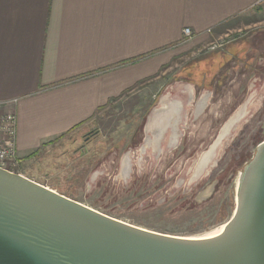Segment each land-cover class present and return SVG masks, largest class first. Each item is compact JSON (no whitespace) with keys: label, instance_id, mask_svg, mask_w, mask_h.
I'll return each mask as SVG.
<instances>
[{"label":"crops","instance_id":"1","mask_svg":"<svg viewBox=\"0 0 264 264\" xmlns=\"http://www.w3.org/2000/svg\"><path fill=\"white\" fill-rule=\"evenodd\" d=\"M259 1L0 0V103L16 111L22 163L58 148L61 160L70 150L88 157L94 139L82 146L101 134L98 116L121 102L127 117H147L148 101L158 98L155 90L148 98L145 83L161 88L184 56L190 61L180 76L221 100L234 76L238 91L229 98L236 100L248 72L264 64L256 56L264 51ZM259 80L249 82L250 93L262 88ZM246 100L238 107L256 106L257 98ZM101 172L107 167L89 175Z\"/></svg>","mask_w":264,"mask_h":264},{"label":"rangeland","instance_id":"2","mask_svg":"<svg viewBox=\"0 0 264 264\" xmlns=\"http://www.w3.org/2000/svg\"><path fill=\"white\" fill-rule=\"evenodd\" d=\"M256 56L258 60L264 59V51ZM188 61L186 56L179 58L178 73L169 79L171 72H168L161 88L151 87L153 81L146 82L143 89L148 98L155 90L159 99L166 88L177 81L186 85L183 79L186 77L180 74ZM227 77L226 80H233V83L228 82L224 93L219 95L223 99L210 96L206 112L201 111L199 115L191 109L178 148L160 158L150 152L144 154L151 146L158 149L157 145H145L141 152L146 117L136 118L132 113L131 118L127 117V113L122 112L126 104L120 102L98 116L102 131L85 151L88 157L92 155L90 159L70 150L66 153L67 159L61 160L62 148L55 149L47 157L48 153L43 150L34 160L26 159L18 172L129 224L175 236H203L232 218L236 209L234 184L264 141V99L258 101L259 97L264 98V85L256 95L247 89L253 78H259L264 84V64L248 72L243 79L245 86L236 100H231L229 95L238 91V82H234V76ZM196 93L198 99L206 92L199 89ZM250 98L254 101L257 98L256 106L247 112L239 129L225 135L224 130L232 123L236 108ZM157 102L151 105L148 101L147 115ZM122 138L126 145L130 144V149L119 147ZM114 147L118 149L117 155L114 161L110 158L107 163L105 155L110 157ZM212 150L214 156L207 162L205 156ZM95 159H99L98 166ZM94 167L98 170L107 167L108 172L89 175Z\"/></svg>","mask_w":264,"mask_h":264},{"label":"water","instance_id":"3","mask_svg":"<svg viewBox=\"0 0 264 264\" xmlns=\"http://www.w3.org/2000/svg\"><path fill=\"white\" fill-rule=\"evenodd\" d=\"M183 79L186 85L177 81L166 88L148 113L141 152L151 118L160 116L157 108H169L168 103L162 108V103L165 96L172 95L167 100L177 109L175 121L158 149L149 148L144 154L160 158L178 148L190 110L197 111L205 95L201 93L197 99L198 87ZM205 110L206 105L200 111ZM247 112L240 107L234 113L232 119H237L227 136ZM234 191L236 209L225 228L192 239L129 224L0 168V264H264V141L234 184Z\"/></svg>","mask_w":264,"mask_h":264},{"label":"built area","instance_id":"4","mask_svg":"<svg viewBox=\"0 0 264 264\" xmlns=\"http://www.w3.org/2000/svg\"><path fill=\"white\" fill-rule=\"evenodd\" d=\"M258 5L264 7V0H260ZM183 34L188 40L193 38V32L189 28L184 29ZM5 106L0 103V168L23 175L18 172L22 161L18 154L17 114L15 110Z\"/></svg>","mask_w":264,"mask_h":264},{"label":"bare ground","instance_id":"5","mask_svg":"<svg viewBox=\"0 0 264 264\" xmlns=\"http://www.w3.org/2000/svg\"><path fill=\"white\" fill-rule=\"evenodd\" d=\"M253 94V93H252ZM207 94L205 93V95H203V97H202V99H201V101H200V104H199V107H198V109H197V111H196V113H200L201 111L200 110H202L204 107H205V105L207 106L208 104H209V96H206ZM170 96H172L171 94L170 95H167V96H165L164 97V100H163V103H162V108H166L165 107V105H166V103H168V105L169 106H167V107H169V108H167V109H161V108H157V111H159V112H161V114H160V116L157 118V116L155 115L154 117H152L151 118V120H150V123H149V125H148V127H147V134H148V139H147V142H146V145H157L158 147H159V145H160V142H161V139L163 138V136H164V134H165V132H166V130L169 128V125H170V123H171V121L173 120V121H175V113H176V110L177 109H172L173 108V106H172V104H173V102H172V104H171V102L169 101V100H167ZM175 102V101H174ZM163 110L165 111V112H163ZM193 112V111H192ZM197 115V114H196ZM199 115V114H198ZM196 117V116H195ZM249 118V117H248ZM236 117H234L233 118V120H231V122L232 123H229V125H227V128H225V130H224V134L226 135L229 131H230V129H231V127L234 125V123H235V121H236ZM239 120L241 119L240 117L238 118ZM152 121V122H151ZM242 124V123H241ZM242 128V127H241ZM238 129H239V127H238ZM237 129V130H238ZM238 133V132H237ZM224 135V136H225ZM223 136V137H224ZM182 138V137H181ZM148 148V147H147ZM151 148H152V146H151ZM217 146L216 147H214L213 149H214V151H216L217 149ZM153 149H155L154 147H153ZM216 149V150H215ZM147 152V151H146ZM217 154V153H216ZM214 156V154H213V150H212V152L211 153H208L205 157L207 158L206 159V161L208 162L209 160H212V157ZM222 157V156H221ZM215 162V161H214ZM214 165H216V162L214 163ZM209 171H210V169H209ZM128 173H130V172H128ZM204 173V172H203ZM209 174V173H208ZM235 212V211H234ZM225 226H226V223L225 224H222V225H220L218 228H216L215 230H213V231H211V232H209V233H207V234H205V235H203V236H198V237H190V238H192V239H202V238H204V237H206V236H208V235H210L211 233H213L214 231H218V230H223L224 228H225Z\"/></svg>","mask_w":264,"mask_h":264},{"label":"flooded vegetation","instance_id":"6","mask_svg":"<svg viewBox=\"0 0 264 264\" xmlns=\"http://www.w3.org/2000/svg\"><path fill=\"white\" fill-rule=\"evenodd\" d=\"M205 112H206V110H205ZM96 133H92L91 135H89L88 137H86L85 138V141H84V144H83V146H82V150H84L85 149V147H87V145L90 143V142H92L93 141V138L94 137H96L98 134H96ZM144 135H145V132H144ZM119 147H125L123 150H128V149H130V144H127L126 145V143L124 142L123 144H119ZM115 149H113L112 150V152L110 153L111 154V156L110 157H108V155H105L106 156V162L108 163V160H111L112 158H113V161H114V159H115V156L117 155V152H118V149H117V147H114ZM80 153H81V151H80ZM83 155V153L81 154V156ZM111 158V159H110ZM95 162H96V166H98V162H99V159H95ZM112 164H114V162H112ZM95 166V167H96ZM101 166V165H100Z\"/></svg>","mask_w":264,"mask_h":264},{"label":"trees","instance_id":"7","mask_svg":"<svg viewBox=\"0 0 264 264\" xmlns=\"http://www.w3.org/2000/svg\"><path fill=\"white\" fill-rule=\"evenodd\" d=\"M148 56H150V55H147V57H148ZM135 61H136V59H135V60H131V61H129V62H130V63H133V62H135Z\"/></svg>","mask_w":264,"mask_h":264}]
</instances>
